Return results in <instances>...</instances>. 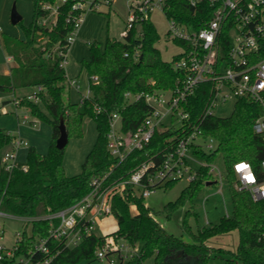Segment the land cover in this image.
I'll return each instance as SVG.
<instances>
[{
    "label": "trees",
    "instance_id": "obj_1",
    "mask_svg": "<svg viewBox=\"0 0 264 264\" xmlns=\"http://www.w3.org/2000/svg\"><path fill=\"white\" fill-rule=\"evenodd\" d=\"M42 0H34V17L31 25L24 29V38L3 37V45L15 66L9 75H0V91H16L22 88L41 87L40 102L22 99L21 106L31 115L47 121L52 129V138L46 155L29 147L26 161L17 163L12 172L2 164L5 149L14 140L11 134L0 129V203L1 210L20 217H41L64 210L82 200L91 190L94 179L110 173L112 179L127 175L150 155L161 150L168 139L177 137L180 130L157 133L152 143L141 152L133 153L120 167H114V160L107 150V136L110 119L114 114L122 118L125 132H134L146 119L148 106L144 101L129 103L126 93L154 94L156 91L172 89L180 76L173 62H165L155 47L160 35L151 21L134 28L124 41L108 40L101 49L96 42L90 44V58L81 61L89 79L90 96L82 104L66 100L70 91V80L66 70L60 67L66 52L67 38L72 30L67 24L68 9H63L58 25L54 29L40 24L46 13L38 9ZM213 10L207 5L191 7L183 0H172L167 17L181 24H190L196 30L203 29L211 20ZM182 47L183 42L175 41ZM139 52L136 60L134 55ZM129 56L126 57L125 55ZM264 58V52L260 53ZM175 56L172 61L178 59ZM97 77V81L92 78ZM203 87L189 99L186 111L191 115L190 125L201 123L204 137L214 138L218 149L212 154L199 153L207 163L212 164L221 155L225 163V179L233 199V213L222 218L218 224L192 233L188 218L189 209L183 219V229L190 234L191 241L168 234L155 219L145 200L129 196L113 200V214L118 230L113 234L117 240L127 242L139 255L118 264H207L210 259L224 257L228 264H264V200L254 202L248 192L236 188L237 178L234 165L248 161L259 171L264 160V137L253 131V125L261 114V108L248 100H238L228 118L209 117L202 121V114L210 98ZM43 104L46 113L39 107ZM92 119L98 132L96 142L86 157L79 175L67 176L63 162L66 148H57L60 125L66 127L68 138L84 135L85 120ZM26 168V170H24ZM208 183L216 184L204 167L198 177L189 184L175 202L164 207L168 218L180 208L191 204L198 192ZM175 183L166 187H172ZM131 205H136L138 214L133 215ZM48 222L32 225V236L24 233L23 247L32 246L34 237L45 236ZM238 232L239 242L235 251L212 248L209 242L217 237ZM104 238L96 234L86 238L73 249H61L54 264H90L95 259L97 248Z\"/></svg>",
    "mask_w": 264,
    "mask_h": 264
},
{
    "label": "built area",
    "instance_id": "obj_2",
    "mask_svg": "<svg viewBox=\"0 0 264 264\" xmlns=\"http://www.w3.org/2000/svg\"><path fill=\"white\" fill-rule=\"evenodd\" d=\"M114 1L42 0L38 9L47 16L42 18L40 24L50 30L56 28L61 12L68 9L67 24L71 25L72 30L67 38V46L71 48L83 22V15L101 5L112 6ZM171 1L131 0L124 37L134 26L146 21L152 22V15L161 12L168 23V40L172 43H184L180 47L181 52L176 55L179 58L172 61L173 69L180 76L174 87L166 91L125 94L129 103L144 101L149 109L148 115L134 132H125L121 116L112 115L107 150L117 168L133 153L145 150L157 133L169 130L182 132L179 136L168 139L161 150L150 155L127 175L112 179L113 169L107 175L94 179L90 192L64 210L41 217H20L3 212L0 203V242L5 235L2 219L27 224L24 232L16 233V242L12 248L0 244V264H54L61 249H73L81 245L86 238L95 234L96 228L101 227L105 219L117 221L113 214V200L116 196L123 200H127L129 196L145 200L160 187L180 181L191 184L204 167L209 168V174L215 180L223 178L220 172H216L214 163L207 164L199 155L214 153L218 149V142L214 138L203 136L201 123L190 125L191 115L186 111L189 99L203 87L205 91H209L210 98L202 114V121L215 117L213 110L232 99L248 100L261 108L262 114L256 119L253 131L264 137V58H260V53L264 52V0H183L193 8L201 5L212 8L211 20L200 30L194 29L190 24L169 19L167 11ZM69 50L61 53V68H66ZM139 54L135 53L136 60ZM92 80L97 81V77ZM70 84L74 86L76 83ZM42 92L43 89L38 87L26 100L39 103V94ZM167 95L169 96L166 97ZM89 96L90 90L80 104ZM21 102L22 99H17L16 106L20 107ZM24 122L27 123V118H24ZM32 124L35 126V121ZM12 145L13 151H4L2 155V164L7 172H12L17 164L16 151L26 147L27 143L16 139ZM242 162L251 166L255 180L253 183L248 182L245 171L237 172L234 169L236 188L248 192L254 202L263 201L264 160L259 171L250 162ZM130 209L134 216L138 214L136 205H131ZM39 222H48L47 234L36 235L32 246L24 248V233L31 237L32 225ZM28 228L30 232L27 231ZM116 231L106 230L101 236L104 241L95 252L96 260L118 264L139 255V249L113 236Z\"/></svg>",
    "mask_w": 264,
    "mask_h": 264
},
{
    "label": "rangeland",
    "instance_id": "obj_3",
    "mask_svg": "<svg viewBox=\"0 0 264 264\" xmlns=\"http://www.w3.org/2000/svg\"><path fill=\"white\" fill-rule=\"evenodd\" d=\"M131 0H115L112 6L101 5L94 11H88L83 15V22L79 29L76 40L71 45L68 52V63L66 65V73L69 80H76L77 84L70 87V102H78L79 99L89 92V79L87 72L81 70V61L90 58V44L98 43L101 49L105 48L107 41L117 40L124 41L126 26L130 17L129 4ZM16 4L18 14L22 17V21L16 25L11 22L12 8ZM34 17V0H0V74L7 71L10 66L14 65L13 60H8L3 45L4 36H12L14 38L23 39L24 29L28 28ZM152 23L160 35V41L156 44V48L160 51L162 59L165 62H172L173 58L181 52V48L168 40L166 34L168 31V23L161 12L152 15ZM80 70L82 71L79 75ZM79 87V88H78ZM36 92V88H22L16 91L1 92L0 91V129H4L9 133L12 131L20 135L27 141L30 147H38L37 149L45 155L49 150L51 141V126L42 119L34 117L23 106L17 107L15 101L17 99L27 98ZM27 94V95H26ZM167 95L166 97H168ZM69 92L66 100H69ZM6 103H3V102ZM236 100L232 99L227 104H222L214 109V115L219 118H228L235 109ZM41 110L46 113L43 104H40ZM28 116L27 123L24 117ZM36 123L37 129H32V122ZM96 124L92 119L87 118L84 124V135L81 138H70L64 155V170L67 175L75 176L82 172V166L87 155L93 148L97 139ZM29 147H23L18 152L19 159L24 162ZM35 148V147H34ZM214 167L216 172H220L223 178H217V183L205 186L198 192L196 198L191 204L188 203L184 208H180L172 214L170 218L165 214L164 207L175 202L181 192L188 186L186 181L175 183L172 187H160L149 198L145 199V205L151 209L158 223L164 230L176 238L185 242L191 241V236L183 229V219L186 211L189 209L193 213L188 218V225L192 233H197L199 229L209 228L219 223V221L227 215L233 213V199L229 190L228 182L225 179V163L223 157L219 155ZM5 235L0 242L8 248H12L16 242L15 235L18 232H24L27 224L21 221H13L10 219H2ZM30 232V228L27 230ZM95 234L102 236L105 230L97 227ZM239 242L238 232H232L229 235L220 236L212 239L209 245L212 248L226 249L235 251ZM90 264H109L107 260H96ZM148 264H153L149 262ZM207 264H228L224 257L212 258Z\"/></svg>",
    "mask_w": 264,
    "mask_h": 264
},
{
    "label": "crops",
    "instance_id": "obj_4",
    "mask_svg": "<svg viewBox=\"0 0 264 264\" xmlns=\"http://www.w3.org/2000/svg\"><path fill=\"white\" fill-rule=\"evenodd\" d=\"M8 60H9V61L12 60L11 57H8ZM14 66H15V63H14L13 66H10L9 69H8L7 71H4L3 74H0V75H9L10 72H11V69H12ZM81 72H82V71L80 70L79 75H80ZM71 82H75V83L77 84V81H76V80H70V83H71ZM78 88H79V87H78ZM26 95H27V94H26ZM70 96H71V94H70V91H69V97H68V98H69V101L71 100V99H70ZM86 96H87V95L81 97L77 103H80L81 100H82L84 97H86ZM3 103H6V102L4 101ZM74 103H76V102H74ZM26 111L29 112L27 109H26ZM24 118H27V120H28V116H25ZM30 125H31V128H32V129H37L36 124H35V126H34L33 124H30ZM10 134H11V136L14 138V140L19 139V140H22V141L26 142V143H27L26 148H27V147H30L29 143H28L27 141H25L23 138H21L20 135L15 134V133L12 132V131L10 132ZM51 138H52V129H51ZM14 140H13V141H14ZM50 142H51V141H50ZM49 146H50V143H49ZM34 147L36 148V150H37L40 154L45 155V153H42L41 151H39V150L37 149L38 147H36V145H35ZM21 148H23V147H21ZM21 148L18 149V150L16 151L17 163H24V162L26 161V159H25L24 162H21L20 159H19L18 152L21 150ZM28 149H29V148H28ZM5 151H13V145L11 144L10 146H8V147L5 149ZM26 157H27V154H26ZM65 173H66V172H65ZM66 175H67V173H66ZM67 176H71V175H67ZM101 227L103 228V230H105V231L107 230V231L111 232V231L118 230V223H117V221H115V220H113V219H105V220L101 223Z\"/></svg>",
    "mask_w": 264,
    "mask_h": 264
},
{
    "label": "water",
    "instance_id": "obj_5",
    "mask_svg": "<svg viewBox=\"0 0 264 264\" xmlns=\"http://www.w3.org/2000/svg\"><path fill=\"white\" fill-rule=\"evenodd\" d=\"M22 21V17L18 14L16 4H14L12 8V13H11V22L12 24L16 25ZM69 142L68 134L66 131L65 125L62 123L60 125V137L57 140V148L60 150H63L67 147ZM212 185V183H208L207 186Z\"/></svg>",
    "mask_w": 264,
    "mask_h": 264
},
{
    "label": "clouds",
    "instance_id": "obj_6",
    "mask_svg": "<svg viewBox=\"0 0 264 264\" xmlns=\"http://www.w3.org/2000/svg\"><path fill=\"white\" fill-rule=\"evenodd\" d=\"M234 169L237 171V172H242V171H245L246 172V176H245V179L250 182V183H253L254 180H255V177L251 171V166L249 164H247L246 162H240L239 164L237 165H234Z\"/></svg>",
    "mask_w": 264,
    "mask_h": 264
}]
</instances>
